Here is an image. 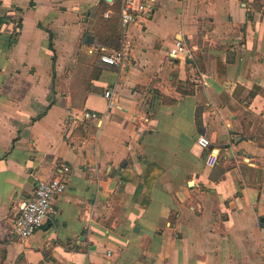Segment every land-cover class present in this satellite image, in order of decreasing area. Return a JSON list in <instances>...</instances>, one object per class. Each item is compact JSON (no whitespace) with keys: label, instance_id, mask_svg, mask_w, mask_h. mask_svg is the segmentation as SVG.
<instances>
[{"label":"crops","instance_id":"crops-1","mask_svg":"<svg viewBox=\"0 0 264 264\" xmlns=\"http://www.w3.org/2000/svg\"><path fill=\"white\" fill-rule=\"evenodd\" d=\"M101 1L0 0V264H264V0H146L119 18L122 66L100 60ZM61 164L55 212L15 238Z\"/></svg>","mask_w":264,"mask_h":264},{"label":"built area","instance_id":"built-area-1","mask_svg":"<svg viewBox=\"0 0 264 264\" xmlns=\"http://www.w3.org/2000/svg\"><path fill=\"white\" fill-rule=\"evenodd\" d=\"M150 6L146 0H120V26L124 31L131 23L136 21L139 14L147 15L150 12ZM100 45L98 42H96ZM129 51V45L124 41L117 49H111L100 52V60L108 63L122 66L126 61ZM168 54L177 59H193V50L184 42L182 38L174 39L169 47ZM107 99V105L114 104L112 90L107 89L104 92ZM99 113L94 110L81 111L82 120L98 119ZM146 119V116H145ZM197 143L205 148H209V140L205 135L200 134L197 137ZM217 161V155L209 149L205 162L212 166ZM70 169L66 164H61L54 171V174L48 178L37 179L31 196L17 201V211L11 226V234L15 238L25 239L35 230L42 226L44 221L55 212L53 201L62 194L66 188L67 176Z\"/></svg>","mask_w":264,"mask_h":264},{"label":"trees","instance_id":"trees-1","mask_svg":"<svg viewBox=\"0 0 264 264\" xmlns=\"http://www.w3.org/2000/svg\"><path fill=\"white\" fill-rule=\"evenodd\" d=\"M105 9L111 10V14L108 18H104L101 21V25L96 27L95 34L105 43L117 49L120 47L119 44V9H120V0H114L112 4H107L103 0L100 3V11L99 17L102 18V12ZM159 169H157L154 165L151 169L143 177V181L141 182V190L148 195L150 191V187L152 184L153 179L156 177ZM123 179H127L123 175ZM139 185V183H138ZM143 187L146 189L144 190Z\"/></svg>","mask_w":264,"mask_h":264},{"label":"water","instance_id":"water-1","mask_svg":"<svg viewBox=\"0 0 264 264\" xmlns=\"http://www.w3.org/2000/svg\"><path fill=\"white\" fill-rule=\"evenodd\" d=\"M106 1L111 2V1H113V0H106Z\"/></svg>","mask_w":264,"mask_h":264}]
</instances>
